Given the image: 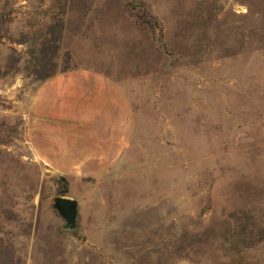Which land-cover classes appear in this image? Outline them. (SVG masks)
Instances as JSON below:
<instances>
[{"label": "rangeland", "instance_id": "374dc122", "mask_svg": "<svg viewBox=\"0 0 264 264\" xmlns=\"http://www.w3.org/2000/svg\"><path fill=\"white\" fill-rule=\"evenodd\" d=\"M74 69L131 121L85 178L25 135L35 89ZM0 264H264V0H0Z\"/></svg>", "mask_w": 264, "mask_h": 264}, {"label": "crops", "instance_id": "0c3cea01", "mask_svg": "<svg viewBox=\"0 0 264 264\" xmlns=\"http://www.w3.org/2000/svg\"><path fill=\"white\" fill-rule=\"evenodd\" d=\"M25 125L32 153L55 172L73 178L100 175L115 164L131 132L129 107L120 88L86 69L43 81L31 96Z\"/></svg>", "mask_w": 264, "mask_h": 264}, {"label": "water", "instance_id": "95a60500", "mask_svg": "<svg viewBox=\"0 0 264 264\" xmlns=\"http://www.w3.org/2000/svg\"><path fill=\"white\" fill-rule=\"evenodd\" d=\"M53 206L64 219L65 227L72 228L76 222L77 201L70 197L56 196L53 199Z\"/></svg>", "mask_w": 264, "mask_h": 264}]
</instances>
